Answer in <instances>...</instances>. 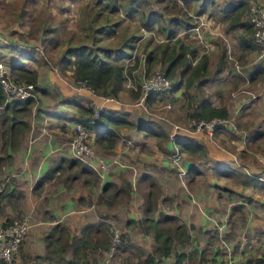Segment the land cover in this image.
<instances>
[{"label": "crops", "instance_id": "crops-1", "mask_svg": "<svg viewBox=\"0 0 264 264\" xmlns=\"http://www.w3.org/2000/svg\"><path fill=\"white\" fill-rule=\"evenodd\" d=\"M253 2H264V0H157L156 7L149 11L156 12L160 16V21H156L152 30L141 27L142 33L139 37L141 41L150 40L151 42L153 40L157 45L162 42L173 43L179 39L185 45L195 47L197 56L194 59L196 63H192L193 66L197 65L200 60L197 51L202 50L207 56L205 58L208 72H210L209 67L212 61L217 57L219 60L221 55L218 77L235 76L238 73L234 67L229 68L226 65L228 56L225 51L227 50L229 55L234 50L235 55L238 53L237 56L240 57L243 54L242 51L246 53L250 51L249 46L246 47L244 42L252 43V34L247 30L250 27L247 15L248 6ZM171 9L179 11V15L178 13L172 14ZM184 11L186 13H183ZM162 28L167 29V32L171 28L176 29L174 38L167 39L166 33L161 31ZM13 49L23 52L22 48L13 47ZM31 50V53L23 52L22 58L12 60L11 64L20 62L27 69L37 73V92L34 98L36 102L30 105V111L27 114L20 112L22 106H15L13 100H7V104L1 103L0 105V112L3 108L8 112L13 111V106L16 111H13L16 116L10 119L0 117V172L11 174L12 179L5 191L0 193V222L2 224L12 223L25 214H31L34 222L24 244L25 257L42 260L36 264H55V261H59L57 264H70L73 256L72 248L67 250L66 257L59 259L50 253L49 242L57 239L56 228H61L60 224L69 227L71 236L79 237L81 229H84L86 225L85 221L91 220L92 217L80 215L78 218H69L70 210L75 209V204L82 197L68 196L67 201L60 197L56 201H51L49 197L46 198L44 190L50 181L49 178L61 174L63 170L66 173L77 168L78 162L71 157L67 140L72 127L78 123L81 116L79 108L86 107L101 110V112H110L121 120L134 122L129 112L132 107L142 106L132 91H126L127 88L119 94L118 99L105 97L94 93L91 89L76 87L75 83L73 84L76 81L70 71L61 72L60 69L59 72L56 69L53 71L37 68L34 63L36 64L38 59L35 57L34 50ZM145 69V60H143L139 64V73ZM138 70L136 77L139 81L141 77L140 74L138 75ZM206 76L196 80L193 86H202L203 81L206 80L203 78ZM128 80L131 81L128 82V87L132 88L135 84L130 78ZM50 84L54 90L50 89ZM128 100H132V104H129ZM7 105L9 108H6ZM222 106H225L231 113L227 103ZM13 118H16V121L10 122L9 120ZM18 122H25L27 126L17 124ZM138 122L134 123L140 124ZM249 122H258L256 124L262 125L264 118L251 119ZM10 123L15 125V129L12 136L9 134L5 141L3 132L10 126ZM4 125L6 129L3 128ZM122 130H125V133ZM133 130L137 131L136 134ZM92 133L95 137L94 132ZM120 133L133 137L139 146V150L128 155L124 153L122 158V160L128 158L134 163L131 165H134L138 171L140 169L139 173L138 171L127 173V181L124 185L129 200L126 206L128 211L126 225L134 222L138 224V217L135 215L137 210L140 213L142 233L151 234V232L160 230L158 225L162 218L167 221L183 220L186 229L184 232L191 236H202L203 233L213 232V235L219 237V243L221 237L226 240L228 252H222L223 248L219 247V254L208 264H224L229 254L239 262L264 264L263 130L231 136L219 131L214 139L200 132L180 136L205 146L207 157L211 161V163L197 166L194 158L187 153H181L188 164L186 165V191L183 183L175 177L177 168L181 170L182 167L171 158L173 141H166V144L170 145L166 149L163 148L164 144L161 147H154L156 151L152 159L151 154H148L151 148L149 150L146 148L153 144L154 139L149 138L156 136L153 132L146 134L137 128L126 127L114 129L116 146L112 149L102 148L104 152L109 153V156L118 153L116 156L118 161L122 148L119 142ZM96 145L101 148V145L97 143ZM5 154L9 161L4 166ZM74 178V181L80 180L77 176ZM71 182L69 181L68 185ZM116 183L120 189L122 183L115 180L110 181L106 189H110L109 186L114 187ZM154 187L159 190V197L153 198L150 189ZM217 189L225 191L224 194L220 196ZM135 190L139 193L137 194ZM186 192L189 193L190 199L186 198ZM48 214L53 216L50 220L46 216ZM72 221H79L81 227L77 224L71 225ZM213 225H218V227L215 228ZM71 241L72 239L69 240L70 244ZM199 241H201V248H204L205 238H200ZM193 242V251L189 248L194 256L192 261L198 254H204L203 251L197 250L196 239ZM214 251L217 253V250ZM182 255H184L181 262L183 264L188 256L180 254L178 258ZM32 261L35 263L34 260ZM0 264L3 263L0 262Z\"/></svg>", "mask_w": 264, "mask_h": 264}, {"label": "rangeland", "instance_id": "rangeland-1", "mask_svg": "<svg viewBox=\"0 0 264 264\" xmlns=\"http://www.w3.org/2000/svg\"><path fill=\"white\" fill-rule=\"evenodd\" d=\"M97 1L98 0H0V60L11 68L12 60H20L23 52L25 54L31 53V49H33L35 57L38 59L36 64L34 63L37 68L53 71L56 69L60 72L61 55L66 48V41L70 39V37L77 35L78 37L74 39V42L78 43H80L82 39L89 43H92V40H94V36L92 37L93 30L88 36H85L88 32L83 27L85 25L89 27L93 19L87 20L88 14L85 13L83 9L88 10L87 3H90L91 7H94ZM111 1L112 0H99V4L101 6L105 4L113 8L114 5ZM130 1L131 0H115V5L120 7L123 11L120 10L118 14L120 16H115L114 20H122H120L119 26L115 28L116 31L114 36L104 37L102 42H98L100 46L107 45L115 48L122 44L124 37L128 36L130 33L135 31L138 35L142 33L140 23L138 22L139 18L129 19V17L125 15L124 9L125 7H129ZM139 1L143 3V7L148 11L156 7V0H135V2L133 1L132 3L133 6L136 7ZM254 3L257 2H253L248 6V12L250 6ZM89 14L91 18H93V13L89 11ZM106 20L105 16L95 19L93 22L94 31L102 25L100 23L105 24ZM250 28L251 26L249 29ZM46 29H48L49 33H45ZM250 30L253 33V29L251 28ZM141 40L142 39L139 37L135 44V48L132 50V55H135L134 59L139 57L140 63L145 60L148 52L146 44H149V46L157 45L153 40H151V42L150 40ZM13 47L22 48L23 52L18 49H13V51ZM225 52L228 56L226 65L229 68L233 66L238 73L237 75H229L227 78L225 76L221 78L218 77V70L221 66L220 55L219 60L217 57L212 61L209 67L210 72L207 71L208 74L206 78H203L206 80L203 81L202 86L195 85L186 89L184 80L187 76L182 78V72L178 70L174 77L172 76L170 79H172L176 85L180 84L181 80L183 81L179 90H171L161 95L156 94V99L152 104L147 102L146 99L145 103L141 105L142 107H132L129 115L134 122L139 121L140 123L151 124L160 133L166 134V140L160 139L158 136L149 137L154 139L151 147L147 146L146 148L147 150L151 148L148 154H151L152 159H154L153 154L156 151L154 147L164 144L163 148L166 149V147H170V145L166 144V141L174 142L177 137L195 133L194 128L191 126V123L197 118L195 117V107L204 99L212 101L216 106H222L224 103H227L231 111V113H229V121L233 123L232 129L224 128L218 130L213 133L211 138L214 139L216 133H219V131L226 132L229 136L238 135L240 133L243 135L246 132L249 134L250 131L253 132L259 129L264 131V124L260 125L256 124L258 122H249L251 119L264 118L263 53L258 47L250 50V53L242 51L243 54L240 53L242 54L241 57L237 56L238 53L235 55L234 50L231 52L232 55H228L227 50ZM197 53L201 59H204V57L207 58L202 50H198ZM134 59L131 60L132 64L134 63ZM126 63L129 62L126 61ZM165 70L166 65L163 66L161 64H157L150 73H147L146 69L142 70L140 73L138 70V75L140 74L141 77L139 86L133 85L132 83V88L128 87V82H131L128 80V77L127 82L124 84L125 89L127 88L126 91H132L133 94L140 91L141 96L138 98L140 100L142 97L141 84L143 81L153 76L156 72L165 73ZM74 83L75 82H73V84ZM49 87L51 90H54L52 84H50ZM1 96L3 100L0 101V105L1 103L4 105L7 104L8 99L3 93ZM33 102H36L35 99H33ZM127 102L132 104V100H128ZM14 115L16 114L13 113V111L8 112L5 111L4 108L2 112H0V117L3 119H10L11 117H15ZM73 127L71 133L68 134L69 139L67 140V147L71 151V157L75 158L70 148V142L73 137ZM3 128L6 129V126L4 125ZM122 131L125 133V130ZM136 132V130H133L134 134H136ZM90 133L92 135L89 142H91V146L94 148L96 155L110 163L111 172H109L107 176L109 179L106 177L104 180L105 177L102 178L96 171H93L89 166L76 159L78 165L75 170L72 169V172L69 171L66 173L65 170H63L61 174L49 178L50 181L44 190L47 195L46 198L49 197L51 201H56L60 197H63L64 201L69 199L68 196L72 198L78 196L82 197L78 199V203L75 204V209H71L72 211L70 210L71 215L69 218H78L80 215L85 217L88 216V218L90 216L92 217L91 220L85 221L86 225L83 227L84 229H81V234L83 230H87L86 235L84 234L85 243L87 244L86 248L81 250L78 255L72 256L70 264H100L105 259L112 245L113 238L109 232L110 227L117 228L122 234L123 241L127 242L123 248L117 249L111 264H146V260L149 256L155 258L156 264H177L178 255L180 254H186L188 256V259L186 258L183 264H208L211 260H215V257L219 254V247L220 249L221 247L223 248L222 252H228L225 244L227 242L223 237L220 238L219 243V237L213 235V232H210L212 235H210V233H203L202 236H191L187 234V232H184L186 229L183 225V220L179 221L176 219L167 221L162 218L158 225L160 228V230L157 231L158 235L156 231L151 232V234L142 233V223H140L141 218H139L140 213L139 210H137L135 215L138 217V224L134 222L126 225L127 223L125 224V220L128 218L126 206L129 200L127 198L128 192L124 188V185L127 181V173H135L138 170L134 165H131L134 163L130 162L128 158H124V160H122V158L124 157V153L128 155L139 150V146L133 137H128L127 134L120 133L119 142L122 144V148L120 152L121 156L119 157L120 160L118 161L116 158L118 153L109 156L108 152H104L102 146L100 148V146L95 144L93 133L91 131ZM202 133L206 134L204 132ZM3 135L6 139L5 132H3ZM217 143L219 144V142ZM171 147L173 149L171 158H173L174 161L176 153L179 152V158L177 160L183 169L184 175H181L179 168H177L175 177L178 178L179 182L183 183L182 185L185 187L184 190L186 191V165L188 164L185 161L187 160H184L182 157V151L179 150L176 143H172ZM190 157L195 159L194 163L197 166L211 163L207 157V152L205 156L190 155ZM7 161H9V159L5 154L4 166L7 164ZM148 170L149 169H147V171ZM139 172L140 169L138 173ZM74 176H77L80 180L74 181ZM11 180V174H6L3 171L0 172V193L5 191ZM112 180L122 183L120 189L124 190L121 191L119 187L116 186L117 183L114 187L109 186L110 189H106L107 184ZM69 181L72 182L68 185ZM150 191L153 193V198L159 197L160 193L156 187L150 189ZM217 191L220 196L225 192L221 189H217ZM135 192L137 194L139 193L136 190ZM187 192L186 198L190 199V191L188 194ZM181 208H184V206H181ZM83 211L85 212L83 213ZM46 216L48 220L53 217L51 214ZM162 217L164 216L162 215ZM41 218L44 217L41 216ZM209 221L213 223V221ZM33 222L34 217L32 218V224ZM215 223H217L216 220ZM70 224H77L78 227H81L79 221H72ZM59 226L61 227L60 232L64 236L65 242L68 235H70L72 241H74L75 238L82 237L81 234L79 237L71 236V231L65 224L64 226L63 224ZM213 227L216 228L218 225H213ZM168 232H170V234ZM200 238H205L206 240L204 242V248H201ZM195 239L197 241V250L203 251L204 254H198L194 258L195 261H192V257H194L192 256L193 241ZM221 239L223 241H221ZM67 248L69 247L67 246ZM189 248L192 249V251H190ZM214 250H217V253ZM28 259L25 257L23 245L19 253L17 264H36L42 261L34 258L31 259V257ZM32 260H34L35 263ZM55 264H57L56 261Z\"/></svg>", "mask_w": 264, "mask_h": 264}, {"label": "trees", "instance_id": "trees-1", "mask_svg": "<svg viewBox=\"0 0 264 264\" xmlns=\"http://www.w3.org/2000/svg\"><path fill=\"white\" fill-rule=\"evenodd\" d=\"M133 1L135 2V0L130 1L129 7H125V15L129 17V19H135L138 17V22L141 27L152 30L156 25V21H160V16L156 12L146 10V8L143 7V3H140V1L137 2V6L134 7L132 4ZM111 2L114 5L113 8L105 4L103 5V3V6H101L99 0L95 3L94 7H91L90 3H87L88 10L94 15L93 18H91L89 11L83 9V11L88 14L87 20L93 19L94 22L95 19H99L102 16H105L107 20L105 24L100 23L102 25L95 29V31L93 29L94 25L92 20L89 27L86 25L83 27L88 32L85 36H88L93 30L92 37L94 36V40H92V43H89L84 39L80 40V43L74 42V39L78 37L77 35L70 37V39L66 41V48L60 59V69L61 72L70 71L73 74L75 81H84L88 88L94 93L118 99L119 94L125 90L124 84L128 77L135 85L139 86V81L136 77V72L140 64L139 57L134 59L133 64L131 63L133 57L132 50L135 48L139 35L136 31L130 33L128 36L124 37L122 44L115 48L107 45L100 46L98 44V42H102L106 36L113 37L116 31L115 28L119 26L120 20H122H114L115 16H119V11L122 9L115 5V0H112ZM170 12L172 14L178 13L179 15V11L177 12L174 9H171ZM183 13H186V11ZM175 24L177 25L178 23ZM250 29H248L249 33L253 34ZM161 31L166 33L167 39L174 38L173 35L176 33V29L174 28H171L169 32L164 28H162ZM45 33H49L48 29L45 30ZM244 43L246 47L249 46V50L256 48L255 44L250 43L249 41H245ZM146 49L148 51L145 58V68L147 73H150L157 64L163 66L166 65L165 73L169 78L172 76L174 77L175 73L181 69L182 78H185L187 75L184 80L186 89L192 87L196 80L207 75L206 58H200L197 65L192 66V63L197 56L196 49L193 46L185 45L184 42L179 39H176L173 43L162 42L155 46H149V44H146ZM126 61L129 63H126ZM11 72L16 76L17 80L33 83L37 86V73L27 69L22 63L14 62L11 64ZM180 82L181 83L174 86L172 90H179L181 84H183L182 80ZM2 93L0 87V101L3 100L1 96ZM140 96V91L134 93L135 98H139ZM155 99L156 94H152L147 98V102L152 104ZM32 103L33 98L26 101H14L15 106H22L20 112L22 111L24 113L30 111V105ZM15 106H13L14 112H16L14 109ZM6 108H9V106L7 105ZM79 110L81 111V116L78 123L83 124L89 131L94 132L95 144L97 143L107 149H112L116 146L117 141L114 129L118 128H137L139 131L145 132L146 134L153 132L156 136L158 135L160 139H167L165 133H160L159 131L156 132L155 127L151 124H136L128 120H121L110 112H102L99 120L92 123L94 111L86 107H80ZM195 111V117L206 120L215 117H229V111L225 106H215L208 99L199 102L195 107ZM9 121H16V118ZM13 123L12 125L10 123V126L5 130L6 137H8L9 134L12 136L13 130L15 129ZM17 124H21L24 127L27 126L25 122H18ZM175 143L180 151L187 153L188 155H206L205 146L191 139L177 137L176 141L174 140V144ZM60 229L61 228H56L58 233L57 239L54 237L55 239L49 242V251L52 255H56L57 258L62 259L67 254V250H70L71 248L73 256L78 255L81 250L86 248L87 244L85 243L84 234L86 235L87 230H83L82 237L75 238L74 241H71L72 243L69 244L70 235L66 237L67 239L65 242ZM67 246L69 248H67ZM183 258L184 255L179 257L177 264H181ZM57 262L59 263V261ZM256 263L262 264L261 262ZM146 264H156L155 258L149 256L146 260Z\"/></svg>", "mask_w": 264, "mask_h": 264}, {"label": "built area", "instance_id": "built-area-1", "mask_svg": "<svg viewBox=\"0 0 264 264\" xmlns=\"http://www.w3.org/2000/svg\"><path fill=\"white\" fill-rule=\"evenodd\" d=\"M248 23L253 29V43L258 47L264 56V2L254 3L250 6L248 12ZM135 56V55H134ZM134 56L131 60L134 59ZM196 62L193 61V64ZM176 83L166 76L163 72H156L153 76L143 81L141 84L142 98L139 104L143 105L152 94H164L173 89ZM75 86L78 88H88L84 81H76ZM0 87L3 95L8 100L26 101L36 97L37 86L33 83L22 82L16 79L11 72V68L0 60ZM92 123L99 120L101 110H94ZM191 126L195 132H204L212 136L214 132L227 128L232 129L233 123L227 118L215 117L210 120L203 118H195ZM236 128V127H235ZM91 133L81 123L74 124L73 137L70 142L74 159L80 160L85 165L89 166L93 171H96L102 178L106 177L111 169L110 163L99 158L94 148L91 146ZM179 152L175 155V162L178 164ZM181 175H184L183 169L180 170ZM32 227V215H24L12 223L2 224L0 222V262L3 264H17L20 250L24 245L27 236ZM110 235L113 238L110 250H108L105 259L100 264H111L115 252L119 248H123L127 244L123 241L122 234L117 228L110 227ZM224 264H257L256 262L247 263L236 261L228 255V259Z\"/></svg>", "mask_w": 264, "mask_h": 264}]
</instances>
